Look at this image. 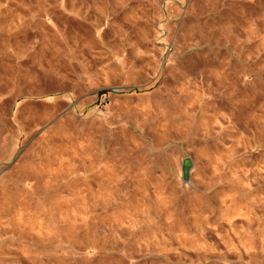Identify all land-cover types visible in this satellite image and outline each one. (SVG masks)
Segmentation results:
<instances>
[{"label":"rangeland","instance_id":"rangeland-1","mask_svg":"<svg viewBox=\"0 0 264 264\" xmlns=\"http://www.w3.org/2000/svg\"><path fill=\"white\" fill-rule=\"evenodd\" d=\"M0 264H264V0H0Z\"/></svg>","mask_w":264,"mask_h":264},{"label":"water","instance_id":"water-1","mask_svg":"<svg viewBox=\"0 0 264 264\" xmlns=\"http://www.w3.org/2000/svg\"><path fill=\"white\" fill-rule=\"evenodd\" d=\"M190 167V164H189V161L188 160H185V163H184V166H183V169H182V173H183V177L185 180L188 179V169Z\"/></svg>","mask_w":264,"mask_h":264}]
</instances>
